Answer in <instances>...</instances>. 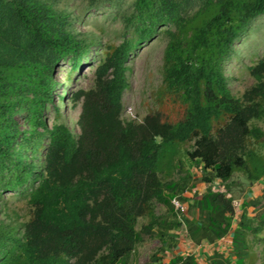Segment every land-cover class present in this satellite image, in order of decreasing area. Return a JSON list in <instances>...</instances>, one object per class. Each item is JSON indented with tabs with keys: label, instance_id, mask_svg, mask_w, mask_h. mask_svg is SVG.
I'll use <instances>...</instances> for the list:
<instances>
[{
	"label": "trees",
	"instance_id": "1",
	"mask_svg": "<svg viewBox=\"0 0 264 264\" xmlns=\"http://www.w3.org/2000/svg\"><path fill=\"white\" fill-rule=\"evenodd\" d=\"M262 15L264 0H135L124 20L138 38L117 46L96 68L95 87L73 97L75 102L83 99L76 136L63 122L49 126L43 111L46 102L54 103L56 62L71 59L74 70L81 66L88 39L55 28L54 21L65 24L66 16L38 0H0V33L25 56L0 60V96L9 98L0 102V199L3 191L30 183L25 197L33 209L28 221L0 227V264H128L135 246L146 238L178 239L169 230L182 228L183 222L159 220L153 204L176 211L175 197L193 200L187 212L195 211L196 220L183 218L191 240L215 243L233 232L238 264H243L244 222L235 223L227 182L237 169L250 180L264 177V157L247 147L251 138L264 137L261 128L250 125L264 117V60L251 67L257 84L243 98L229 89L222 63ZM162 25L173 27L166 31V81L180 93L185 111L176 123L161 113L138 123L124 121L130 54ZM21 108H28L31 129L19 130L12 120ZM44 135L43 169L37 171L26 156ZM192 141L188 155L201 165L202 181L218 179L224 190L208 186L203 193L193 192L189 171L179 180L166 179L184 169L180 146ZM145 216L150 221L138 230L139 218ZM168 264L197 262L193 255H179ZM210 264L230 261L215 251Z\"/></svg>",
	"mask_w": 264,
	"mask_h": 264
},
{
	"label": "rangeland",
	"instance_id": "2",
	"mask_svg": "<svg viewBox=\"0 0 264 264\" xmlns=\"http://www.w3.org/2000/svg\"><path fill=\"white\" fill-rule=\"evenodd\" d=\"M134 1L101 0L93 4L91 0H38L41 4L51 7L57 14L66 16L65 24L54 21L55 28H64L79 38H87L90 46L81 66L75 70L71 59H61L56 62L53 76L57 84L52 92L54 103L46 102L47 106L43 111L45 122L49 126H52L54 122H63L76 136L80 134L78 120L83 99L75 102L73 97L78 90H89L95 87L96 68L117 46L126 38H138L132 29L126 28L124 20V16L132 13ZM171 28L173 27L170 25L158 27L151 38L141 42L130 54L127 62L129 86L123 95L122 118L124 121L142 122L147 115L153 113L163 114L162 116L172 123H176L182 117L186 108L184 100L180 93L169 88L166 81L165 52L169 43L166 31ZM2 32L0 33V60H15L19 56L23 57V50L12 46L2 37ZM49 59L51 58L48 57ZM261 60H264V15L251 23L222 63L228 87L236 97L243 98L244 93L257 84L256 78L251 73V67ZM8 99V97L0 96V102ZM27 115H29L28 108H21L12 114V120L17 129H31ZM223 125L224 120L217 122L214 130ZM250 125L259 127L264 132V117L253 119ZM38 131L44 132L42 127H39ZM17 142L19 141L11 146L14 154L18 150ZM45 144L46 136L44 135L29 146L26 156L27 161L31 162L37 171L43 169L42 156ZM193 144L194 141L181 144L180 153L184 161V169L166 179L179 180L189 171L192 174L189 187L196 185L193 192L196 190L199 194L203 193L208 186L215 190H224L225 184L221 185L218 179L212 183L202 181L201 165L198 166L197 162L190 159L188 155V152L194 148ZM247 147L264 157V137L259 141L251 138ZM37 183L35 182L34 185ZM227 184L230 186L227 197L233 199L236 209L235 223L238 224L240 219L243 220L244 243L247 248L252 247L253 258L248 262L264 264V177L259 180H250L244 170L237 169ZM29 186L30 183L13 191H3L0 199V227L5 228L12 223L21 224L30 219L33 209L25 197ZM186 194L192 196L193 193L186 192ZM180 200L185 207L184 212L180 214H177L175 210H169L165 204L154 201L155 214L159 220L168 225L179 220V215L184 219L191 216L196 220L195 211L187 212L188 203L193 200L186 201L181 198ZM242 215L243 218H241ZM149 221L148 216L139 218L137 229L141 230ZM179 230L181 228L176 226L170 229L169 233L172 235ZM174 241L175 239L171 236L160 234L148 237L135 246L128 264H161V261L165 259L164 256L167 255L164 250H168L169 245ZM259 244L261 248H258ZM229 258L232 256L229 255Z\"/></svg>",
	"mask_w": 264,
	"mask_h": 264
},
{
	"label": "crops",
	"instance_id": "3",
	"mask_svg": "<svg viewBox=\"0 0 264 264\" xmlns=\"http://www.w3.org/2000/svg\"><path fill=\"white\" fill-rule=\"evenodd\" d=\"M178 212V211H177ZM181 228V227H180ZM178 234V239L174 241V247L166 250L167 255L164 256V261L161 264H168L172 258L175 256L183 255L187 257L188 255H193L196 259L197 264H210V258L215 251H219L224 254L226 259L230 261V264H238L239 257L236 255V251L233 244V234L231 232L224 238L216 241L215 243L203 242L198 244L191 240L185 230L176 232ZM245 254L243 257V264H250L248 261L253 258L252 247L247 248L245 244ZM259 244L258 248H261ZM254 249H257L254 247ZM165 252V253H166ZM260 253V252H259ZM229 255L232 258H229ZM261 256V253L259 254Z\"/></svg>",
	"mask_w": 264,
	"mask_h": 264
},
{
	"label": "built area",
	"instance_id": "4",
	"mask_svg": "<svg viewBox=\"0 0 264 264\" xmlns=\"http://www.w3.org/2000/svg\"><path fill=\"white\" fill-rule=\"evenodd\" d=\"M176 208V211H178V214H180L181 212H184L185 207L183 206L182 202L179 200V198L175 197L173 198V202H172ZM179 219L183 222V226L182 229L185 230L186 229V225L184 224L183 218L181 215H179Z\"/></svg>",
	"mask_w": 264,
	"mask_h": 264
}]
</instances>
